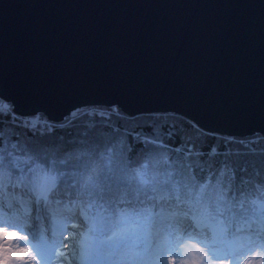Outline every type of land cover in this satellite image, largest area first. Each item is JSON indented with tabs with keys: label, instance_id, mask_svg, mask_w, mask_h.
<instances>
[{
	"label": "water",
	"instance_id": "1",
	"mask_svg": "<svg viewBox=\"0 0 264 264\" xmlns=\"http://www.w3.org/2000/svg\"><path fill=\"white\" fill-rule=\"evenodd\" d=\"M0 99L51 122L115 107L264 137V0H0Z\"/></svg>",
	"mask_w": 264,
	"mask_h": 264
},
{
	"label": "trees",
	"instance_id": "2",
	"mask_svg": "<svg viewBox=\"0 0 264 264\" xmlns=\"http://www.w3.org/2000/svg\"><path fill=\"white\" fill-rule=\"evenodd\" d=\"M33 167L56 173L49 175L40 206L51 219L67 216L80 223L84 213L111 224L144 213L152 230L157 221L195 223L203 235L217 233V242L227 233L264 238V137L258 134L224 136L174 113L134 117L99 106L51 122L40 114L19 116L5 103L0 199L21 213L31 202L25 185ZM209 178L203 196L186 194L198 182L205 188ZM221 191L228 193L225 201Z\"/></svg>",
	"mask_w": 264,
	"mask_h": 264
},
{
	"label": "rangeland",
	"instance_id": "3",
	"mask_svg": "<svg viewBox=\"0 0 264 264\" xmlns=\"http://www.w3.org/2000/svg\"><path fill=\"white\" fill-rule=\"evenodd\" d=\"M4 105L0 99V107ZM51 179L41 168H31L25 185L31 202L22 213L14 203L0 199V229L18 234L12 239L0 234V261L10 255L8 249L27 248L29 263L12 259L10 264H264L262 238L256 236L228 234V239L217 242V233L214 239L203 235L196 224L186 227L157 220L152 230L144 213L119 216L111 224L95 223L84 213L79 214L80 223L67 216L51 219L40 207Z\"/></svg>",
	"mask_w": 264,
	"mask_h": 264
},
{
	"label": "snow or ice",
	"instance_id": "4",
	"mask_svg": "<svg viewBox=\"0 0 264 264\" xmlns=\"http://www.w3.org/2000/svg\"><path fill=\"white\" fill-rule=\"evenodd\" d=\"M45 169L47 170V166H45ZM49 175L52 177H55L56 173L54 171L49 172ZM214 175H216V174H214ZM53 182L58 186V183H59L58 180L54 179ZM203 183L204 182L196 183L195 185L192 186V188L189 191L186 192V194L192 198H196L197 195L203 196L204 191L207 188L211 187L212 181L209 178L208 184L205 185V188H201V184H203ZM178 195H179V193H178ZM219 198L221 201H225L228 198V193L221 191L219 194ZM3 235L6 238L12 239V238H16L18 234H17V232H6L3 229ZM24 239H27V238L24 237ZM261 247L264 248V238L261 239ZM6 251H8L10 253V255L8 257H6L5 259H3L2 261H0V264H10V261L12 259H15L17 261H22V260H24L25 257H27L29 255V249H27V248H23L17 252H12L10 249H8ZM161 264H162V262H161ZM169 264H172V262L170 261Z\"/></svg>",
	"mask_w": 264,
	"mask_h": 264
},
{
	"label": "bare ground",
	"instance_id": "5",
	"mask_svg": "<svg viewBox=\"0 0 264 264\" xmlns=\"http://www.w3.org/2000/svg\"><path fill=\"white\" fill-rule=\"evenodd\" d=\"M38 206H39V205H38ZM37 218H38L37 221L40 222V220H41L40 216L37 217ZM42 221H43V220H42ZM2 229H3V228H2ZM2 237H4V236H2ZM43 252H44V254H45V251L42 250L41 253H43ZM46 257H47V256L45 255L44 258H46ZM24 259H25V262H26V263H29L28 256L25 257ZM21 263H22V261H21ZM33 264H37V263H36V262H33Z\"/></svg>",
	"mask_w": 264,
	"mask_h": 264
},
{
	"label": "clouds",
	"instance_id": "6",
	"mask_svg": "<svg viewBox=\"0 0 264 264\" xmlns=\"http://www.w3.org/2000/svg\"><path fill=\"white\" fill-rule=\"evenodd\" d=\"M3 233V229H0V234H2ZM22 239H24V238H22Z\"/></svg>",
	"mask_w": 264,
	"mask_h": 264
}]
</instances>
